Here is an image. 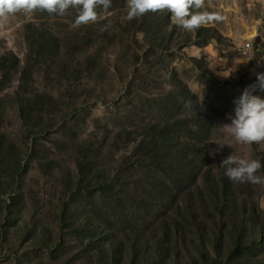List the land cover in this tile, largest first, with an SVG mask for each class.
Here are the masks:
<instances>
[{"label":"rangeland","instance_id":"rangeland-1","mask_svg":"<svg viewBox=\"0 0 264 264\" xmlns=\"http://www.w3.org/2000/svg\"><path fill=\"white\" fill-rule=\"evenodd\" d=\"M78 11L0 23V58L18 59L0 71V264H107L109 243L120 264L133 247L140 263L163 248L162 264H264V183H235L220 165L258 159L264 178V142L239 144L223 126L264 73V0H204L199 11L222 19L192 32L167 10L168 23L149 19L159 12L128 21L127 0L73 27ZM82 158L110 191L80 183Z\"/></svg>","mask_w":264,"mask_h":264},{"label":"clouds","instance_id":"clouds-1","mask_svg":"<svg viewBox=\"0 0 264 264\" xmlns=\"http://www.w3.org/2000/svg\"><path fill=\"white\" fill-rule=\"evenodd\" d=\"M98 7L109 9L111 0H0V23L6 22L21 11L31 13L40 10L50 15H64L73 8L79 10L73 24V27H78L97 21ZM127 8L128 21L149 12L167 10L171 13L174 24L188 32L222 19L218 14L199 11L204 8V0H127ZM248 51L247 60H250L253 58L250 54V45ZM255 75L256 82L246 87L240 97L234 101V116L229 117L231 123L223 125L237 143L244 145L264 142V97L253 94L264 93V73H255ZM220 165L226 169L225 175L235 183H264V178L256 174L262 167L258 159L242 158L231 153L220 162Z\"/></svg>","mask_w":264,"mask_h":264},{"label":"trees","instance_id":"trees-1","mask_svg":"<svg viewBox=\"0 0 264 264\" xmlns=\"http://www.w3.org/2000/svg\"><path fill=\"white\" fill-rule=\"evenodd\" d=\"M157 16L156 14L154 15L153 14V17L152 18H149V19H157L159 21H162V20H166V22L168 23L170 20L168 17L164 16V15H161V12L158 13V16L157 18L155 17ZM145 21H146V18H144V21L142 23V25L145 24ZM169 25V24H167ZM165 26V24H164ZM27 30L28 32L31 31V30H34L35 33L34 35H32V39L34 42L32 43H35L36 41H38V39L42 42V34L41 32L36 29L35 27H31V26H27ZM142 32H146L147 30L144 28L142 30H140ZM33 45V44H32ZM10 62L11 64V68L12 69H16L17 65H18V59L16 56L14 55H8L7 56H2L0 58V71H3L4 67H5V64ZM158 126L156 125H153V126H150V128H157ZM127 136L129 137L130 136V133L129 132H126ZM153 138L154 139H158L159 136H155L153 135ZM4 138L2 136H0V150L2 149V145H3V140ZM166 165L169 166V164H167V162L165 161H158L156 164H155V167L161 171H163L166 167ZM91 167H93L92 164H89L87 162V160L85 159H79L77 161V173H78V178L80 180V183H83L84 181H87L88 185L90 183H96L97 186H93V187H96V191H99V192H107V191H110L113 187V183L112 184H108V182L106 180H108V176H106L102 171L98 170L96 167H93V169H95V175L94 176H91L92 175V170H91ZM208 175H206V178L208 179ZM209 181V180H208ZM221 183H222V193L224 195V197L226 199H229L227 198L226 196V191H229L230 192V184H229V179L227 177H222L221 179ZM66 210H67V203H64L63 206H62V211L60 213V218H61V221H62V228L64 226V222L66 221ZM194 225L198 228L202 227V222H200L199 220L195 219L194 220ZM93 232V233H92ZM96 233V234H95ZM91 236L93 237H99L100 236V230L96 227V228H93V231H91ZM237 239H238V244L237 247H236V250L239 249L241 247V241L243 239V234L242 233H238V236H237ZM108 249L111 253V259H110V262H108L107 264H120V261H121V256L118 257V255L120 254V252L118 251V249L116 248V246L114 244H108ZM138 249L140 248H134L133 247V256H132V259L130 260L129 264H162L164 262H166L167 258L169 257V251L168 250H164L163 248L161 250H159L158 248L155 249L154 251V254H150L148 256V263H140L139 262V252H138Z\"/></svg>","mask_w":264,"mask_h":264},{"label":"built area","instance_id":"built-area-1","mask_svg":"<svg viewBox=\"0 0 264 264\" xmlns=\"http://www.w3.org/2000/svg\"><path fill=\"white\" fill-rule=\"evenodd\" d=\"M249 48H244L243 47V43L240 45L239 49H238V53L242 56V57H246L249 55ZM252 51V48H251ZM251 54V53H250Z\"/></svg>","mask_w":264,"mask_h":264}]
</instances>
